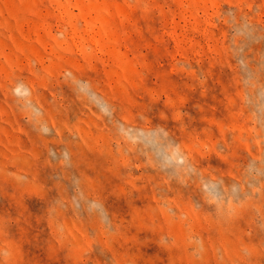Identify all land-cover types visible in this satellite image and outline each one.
<instances>
[{
	"label": "rangeland",
	"instance_id": "374dc122",
	"mask_svg": "<svg viewBox=\"0 0 264 264\" xmlns=\"http://www.w3.org/2000/svg\"><path fill=\"white\" fill-rule=\"evenodd\" d=\"M0 264H264V0H0Z\"/></svg>",
	"mask_w": 264,
	"mask_h": 264
}]
</instances>
